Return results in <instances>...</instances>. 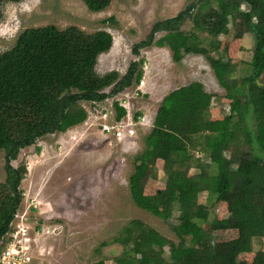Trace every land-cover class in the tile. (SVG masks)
Here are the masks:
<instances>
[{"label": "trees", "instance_id": "1", "mask_svg": "<svg viewBox=\"0 0 264 264\" xmlns=\"http://www.w3.org/2000/svg\"><path fill=\"white\" fill-rule=\"evenodd\" d=\"M23 1L0 0V23L6 4ZM82 1L91 12L101 13L114 0ZM242 2L246 11L236 0H201L199 6L192 4L176 17L156 23L147 40L134 48L140 56V50L155 43L168 47L175 62H181L199 40L197 33L219 39L240 18L254 38L252 74L245 79L244 95L241 89H228L230 78L237 76L235 64L229 60L213 64L218 81L233 101L223 120H212L215 96L200 82L172 92L159 109L145 138L147 147L130 178L131 194L143 211L159 217L166 212L168 219L177 213L175 230L192 240L190 246L177 245L143 221L134 220L122 231L123 245L136 259L131 264H237L244 254L264 257V250L255 249L261 246L256 242L264 238V84H259L264 76V0ZM188 20L197 33L182 29ZM102 23L119 27L114 18ZM219 43L213 42V48L217 50ZM112 44V35L104 29L89 33L76 26L34 27L20 35L11 51L0 53V150L6 152V180L0 187V254L22 204L21 184L28 169L13 165L21 151L46 136L84 124L89 117L84 103H101L141 84L144 60L132 62L125 75L97 73L100 57L110 52ZM115 111L118 122L127 116L119 102ZM192 147H201L203 155L197 165L198 178L189 175ZM160 161L164 163L163 180L157 168ZM150 180H161L164 189L146 195ZM204 194L208 202L214 199L228 205V217L210 225L213 231H232L233 240L213 243L205 232L210 210L208 202H202Z\"/></svg>", "mask_w": 264, "mask_h": 264}, {"label": "rangeland", "instance_id": "2", "mask_svg": "<svg viewBox=\"0 0 264 264\" xmlns=\"http://www.w3.org/2000/svg\"><path fill=\"white\" fill-rule=\"evenodd\" d=\"M236 1L242 10H247L242 0ZM200 3L201 0H114L101 13L91 12L82 0H25L3 7L0 53L11 51L28 28L76 26L89 33L104 29L113 37L110 52L99 59V75L113 71L125 75L132 62L144 60V78L139 86L101 103H84L89 114L84 124L38 140L21 151L13 163L16 168L26 165L28 169L21 184L19 215L36 237L33 264H131L136 259L123 245L122 231L137 219L177 245H191L192 238L179 235L174 228L177 213L168 219L166 212L159 217L138 208L131 194L130 178L138 165L137 158L147 147L145 138L153 129L156 115L172 92L194 82L202 83L215 96L216 104L210 111L212 120L224 119L233 101L218 81L213 64L232 61L238 71L235 78H230L228 89H241L244 95L245 79L252 74L254 38L247 33L241 18L232 22L228 33L219 39L197 33L188 20L182 29L186 33L196 32L199 40L193 42L192 52L181 62H175L168 47L160 48L155 43L140 50V56L135 55L134 48L147 40L156 23ZM110 18L118 22V29L103 25ZM161 36L157 35V39ZM215 41L220 42L217 50L212 46ZM259 84H264V76ZM116 102L127 110L120 122L116 118ZM191 149L194 159L189 175L198 178L197 165L203 155L201 147ZM5 157L6 152L0 150V187L6 180ZM157 168L163 180L164 163L158 162ZM152 181L146 185L148 196L165 186L161 180ZM202 199L208 202L205 194ZM209 201L210 217L203 225L205 232L213 243L233 240L236 236L232 231H213L210 225L228 217V205ZM256 243L261 246L255 245V249L264 250V238ZM252 262L264 264L263 254L241 255L237 264Z\"/></svg>", "mask_w": 264, "mask_h": 264}, {"label": "built area", "instance_id": "3", "mask_svg": "<svg viewBox=\"0 0 264 264\" xmlns=\"http://www.w3.org/2000/svg\"><path fill=\"white\" fill-rule=\"evenodd\" d=\"M108 128H105V130ZM121 135V134H120ZM18 213L5 237V245L0 254V264H33V244L36 237Z\"/></svg>", "mask_w": 264, "mask_h": 264}]
</instances>
